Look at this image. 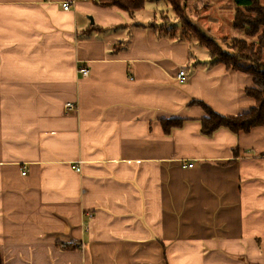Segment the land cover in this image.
I'll list each match as a JSON object with an SVG mask.
<instances>
[{
    "label": "crops",
    "instance_id": "0c3cea01",
    "mask_svg": "<svg viewBox=\"0 0 264 264\" xmlns=\"http://www.w3.org/2000/svg\"><path fill=\"white\" fill-rule=\"evenodd\" d=\"M97 1L0 0L2 264H264V124L206 136L199 104L246 113L253 77L160 32L164 0Z\"/></svg>",
    "mask_w": 264,
    "mask_h": 264
},
{
    "label": "trees",
    "instance_id": "16d2710c",
    "mask_svg": "<svg viewBox=\"0 0 264 264\" xmlns=\"http://www.w3.org/2000/svg\"><path fill=\"white\" fill-rule=\"evenodd\" d=\"M172 6L176 19L182 24L185 32L183 36L187 40H194L200 46L208 50L210 57L216 63H223L228 69L238 71L253 77L254 86L246 91L247 96L256 102V106L246 113L235 117L220 116L205 104H201L207 113V117L202 120L201 133L206 136L212 135L220 129H228L230 132L238 134L240 132L249 133L253 128L264 124V4L259 0H234L236 3L233 16L232 27L234 30L242 32L245 38H235L228 45L233 53L226 52L214 38L203 33L197 24L189 19L187 5L181 0H164ZM98 4L105 7H116L134 15L137 11L144 9L148 0H98ZM160 32L172 36L170 33L175 28H168L163 25L157 28ZM247 38L255 39L247 41ZM227 40L223 38V41ZM182 121H166V130L172 127H180ZM0 264L2 259L0 256Z\"/></svg>",
    "mask_w": 264,
    "mask_h": 264
},
{
    "label": "rangeland",
    "instance_id": "374dc122",
    "mask_svg": "<svg viewBox=\"0 0 264 264\" xmlns=\"http://www.w3.org/2000/svg\"><path fill=\"white\" fill-rule=\"evenodd\" d=\"M192 1L193 0H181V2L188 4L187 14L189 15V19L194 21L203 33L209 35L207 31H210V33L214 35V37L211 38H215L218 44L222 46L226 52L230 54L233 53V51L228 46L230 44V41L235 38H245L242 32L234 30L232 27L233 16L235 13V9L233 11L232 7H234L235 4L232 3L231 0H208L210 2H208L209 4H203V2L199 0L193 2ZM202 1L205 2L206 0ZM259 1L262 5L264 4V0ZM203 6L204 9H202ZM207 7L211 8L208 10ZM162 10H164L163 12H165V15L163 16L161 14ZM158 14H161V17H166L165 21L167 20V22L165 23V25H169L168 28L180 25L182 33L185 32L182 24H180L178 19H176L171 5H168V3H163V7L159 9ZM208 15H212L211 18L213 19H210L208 21ZM223 38H226L227 40L223 41ZM253 40L255 39L247 38L248 42ZM192 41L193 42L191 44V47L193 52H195L196 54H202L203 56L208 55V51L204 47L199 46L196 41Z\"/></svg>",
    "mask_w": 264,
    "mask_h": 264
},
{
    "label": "built area",
    "instance_id": "2783aa9c",
    "mask_svg": "<svg viewBox=\"0 0 264 264\" xmlns=\"http://www.w3.org/2000/svg\"><path fill=\"white\" fill-rule=\"evenodd\" d=\"M42 1H47V0H42ZM63 9H65V10H69L70 8H69L68 4H64V5H63ZM78 72H79L82 76H84V77H86V76H88V75L90 74V70H89V68H88L87 66H85V65H80V66L78 67ZM177 76H178V77H177V80H178V81H181V82H184V81H185V74H184V71H180L179 74H178ZM66 107H67L68 109H71V110L74 109V106L71 105V104H67ZM184 167H187V168H193V167H194V164H185ZM73 168H74L77 172H80V171H81V168H80V166H78V165H75V167H73ZM25 174H26V172L24 171L23 176H25Z\"/></svg>",
    "mask_w": 264,
    "mask_h": 264
}]
</instances>
